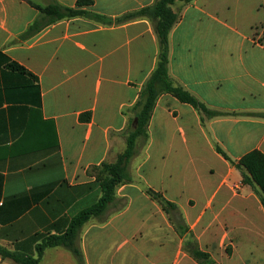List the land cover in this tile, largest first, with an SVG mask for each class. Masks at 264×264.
Segmentation results:
<instances>
[{
  "label": "crops",
  "instance_id": "obj_1",
  "mask_svg": "<svg viewBox=\"0 0 264 264\" xmlns=\"http://www.w3.org/2000/svg\"><path fill=\"white\" fill-rule=\"evenodd\" d=\"M78 1L0 0V247L23 256L37 257L46 237L63 235L100 199L94 167L109 163L128 134L158 64L146 18L105 25L81 15L24 36L41 16L33 4L118 18L156 0ZM169 44L173 80L233 115L203 121L191 105L161 95L135 181L117 190L120 206L83 225L79 255L49 246L39 264H199L184 248L193 234L217 264H264V206L216 149L234 161L264 154V0H194ZM148 189L177 206L184 233ZM0 264L21 263L0 254Z\"/></svg>",
  "mask_w": 264,
  "mask_h": 264
},
{
  "label": "trees",
  "instance_id": "obj_2",
  "mask_svg": "<svg viewBox=\"0 0 264 264\" xmlns=\"http://www.w3.org/2000/svg\"><path fill=\"white\" fill-rule=\"evenodd\" d=\"M193 1L194 0H156L151 6L138 11L126 13L118 18L106 17L95 13L84 12L75 8L64 7L55 2L47 6L33 4V6L41 12V16L29 28V31L25 33V37L35 34L44 26L55 21L81 15H85L105 25H118L146 18L152 22L155 33L158 37L159 59L156 69L141 91L139 101L132 109L133 117L131 118V125L128 131V146L125 154L115 163L104 162L101 165L94 167L97 180L102 188V195L97 203L83 210L74 217L67 231L63 235H51L46 237L43 242L37 246V257L23 256L19 253L10 252L0 247V254L4 258H12L17 263L21 264H39L46 247L59 245L65 246L79 255V252L75 247V241L79 231L91 218L102 215L108 205L115 200L116 188L126 181L127 163L136 155L135 150L138 139L141 137L148 138L149 122L157 100L163 93H170L181 102L191 104L201 112H207L210 118L233 115L232 113L222 111H207V106L203 102L199 101L188 90L175 85L174 80L170 75V32L181 20L183 9ZM89 4H92L91 0H79L77 5ZM9 67L16 71L27 72L24 67L16 62L10 63ZM248 116L260 117V115L257 114H249ZM216 149L219 154L241 170L244 182L251 185L260 197L264 206V154L259 150H254L244 155L239 161H234L219 146H217ZM246 171L251 172L255 183ZM105 173H107L106 178L103 177ZM147 193L153 200H156L166 212L170 211L172 208H176L174 203L166 200L161 194L156 193L151 189H148ZM195 254L196 256H205L199 252Z\"/></svg>",
  "mask_w": 264,
  "mask_h": 264
},
{
  "label": "rangeland",
  "instance_id": "obj_3",
  "mask_svg": "<svg viewBox=\"0 0 264 264\" xmlns=\"http://www.w3.org/2000/svg\"><path fill=\"white\" fill-rule=\"evenodd\" d=\"M174 84L175 85H177V86H181V87H183L182 85H180L179 83H176L175 81H174ZM184 88V87H183ZM185 89V88H184ZM186 90V89H185ZM171 95V96H173L172 94H170V93H163L162 95ZM193 95V94H192ZM161 96V95H160ZM194 96V95H193ZM173 97H175V96H173ZM195 97V96H194ZM176 98V97H175ZM178 99V98H177ZM198 99V98H197ZM179 100V99H178ZM199 100V99H198ZM180 101V100H179ZM200 101V100H199ZM181 102V101H180ZM183 103V102H182ZM186 104H188V103H186ZM189 105H191V104H189ZM192 106V105H191ZM193 107V106H192ZM207 111H212L211 109H209L208 107H207ZM195 110L200 114V116H201V119L203 120V121H205L206 119H210V116H209V114L207 113V112H201V111H199L198 109H196L195 108ZM127 138H128V134H124V135H121V139L120 140H118V141H116L115 142V146L113 147V150H112V157H111V160H110V162L109 163H115V162H117V160L120 158V157H122L124 154H125V152H126V149H127V146H128V144H127ZM146 137H141V138H139L138 139V141H137V146H136V150H135V153H138L139 155L141 154V152L143 151V149H144V146H145V143H146ZM138 155V156H139ZM137 154L133 157V158H131L130 160H129V162L127 163V166H126V181L123 183V184H126V183H128V182H133V181H135V168H136V160H137ZM237 170L240 172V174H241V176H242V184L243 185H245V186H248L250 189H251V185H248V184H246L245 182H244V177H243V174H242V172H241V170L240 169H238L237 168ZM247 172V174L254 180V178H253V176L251 175V172H249V171H246ZM103 177L104 178H106L107 177V173H105L104 175H103ZM254 183H255V180H254ZM123 184H121V185H123ZM121 185H119L117 188H116V191H115V193H116V198H117V190H118V188L121 186ZM116 198H115V200L113 201V202H111L109 205H108V207H107V209L104 211V213L102 214V215H100V216H98L97 218H101V217H105L107 214H108V212L109 211H112L113 209H111L112 207H116V208H118L119 206H120V204H118V205H115V201H116ZM156 201V200H155ZM177 207V206H176ZM167 213H171L172 214V218H170L171 219V221H172V223H174L175 222V227H176V229L178 230V233H180V234H182V233H184L186 230H187V226H185L184 224H183V222H182V220H181V217H179L180 216V214L177 212V210H175V208H172L170 211H168ZM180 222V223H179ZM179 228V229H178ZM186 240H185V243H184V248L187 250V251H189L190 253H191V256L193 257V259L195 260V261H197L199 264H217L216 262H215V260L213 261L212 259H211V257H210V255L208 254V253H205V252H202L200 249H199V247L197 246V241H196V238H195V236H194V234L192 235V236H186ZM197 252H199V253H202V254H204L205 256L204 257H202V256H196V254L195 253H197Z\"/></svg>",
  "mask_w": 264,
  "mask_h": 264
}]
</instances>
